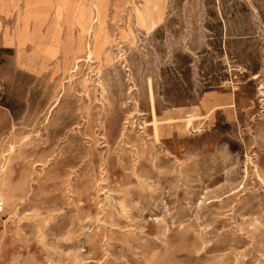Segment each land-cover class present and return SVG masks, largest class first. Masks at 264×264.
I'll list each match as a JSON object with an SVG mask.
<instances>
[{"label": "rangeland", "instance_id": "374dc122", "mask_svg": "<svg viewBox=\"0 0 264 264\" xmlns=\"http://www.w3.org/2000/svg\"><path fill=\"white\" fill-rule=\"evenodd\" d=\"M0 264H264V0H0Z\"/></svg>", "mask_w": 264, "mask_h": 264}, {"label": "bare ground", "instance_id": "6f19581e", "mask_svg": "<svg viewBox=\"0 0 264 264\" xmlns=\"http://www.w3.org/2000/svg\"><path fill=\"white\" fill-rule=\"evenodd\" d=\"M135 1H137V0H135ZM138 2H139V1H138ZM140 4H141V3H140ZM136 6H137V5H136ZM97 10H98V9H97ZM138 14H139V13H138ZM141 18H142V17H141ZM141 18H140V19H141ZM141 20H142V19H141ZM141 22H142V21H141ZM143 22H144V21H143ZM143 22H142V24H143ZM87 45H88V44H87ZM91 46H92V45H91ZM53 47H54V46H53ZM53 47H52V48H53ZM90 56H91V55H90ZM78 61H79V60H78ZM78 61H77V62H78ZM123 63H124V62H123ZM68 64H69V63H68ZM67 66H68V65H67ZM73 66H74V65H73ZM66 71H70V69H69V68H68V69L66 68ZM127 72H128V71H127ZM136 90H137V89H136ZM127 128H128V127H127Z\"/></svg>", "mask_w": 264, "mask_h": 264}]
</instances>
